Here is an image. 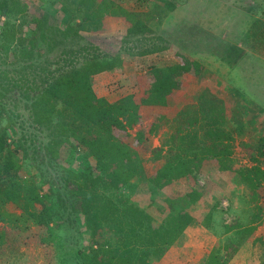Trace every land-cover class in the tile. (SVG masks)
Returning <instances> with one entry per match:
<instances>
[{"label": "rangeland", "instance_id": "1", "mask_svg": "<svg viewBox=\"0 0 264 264\" xmlns=\"http://www.w3.org/2000/svg\"><path fill=\"white\" fill-rule=\"evenodd\" d=\"M12 1L17 4H11ZM114 1L120 5L122 0ZM176 1L181 3L180 6L188 5V13L186 9L180 15L172 12L176 4L170 0H148L144 10L141 9L142 6L134 7L141 19L152 24V31L147 36L127 34L124 27L126 20L122 16L109 14L102 17V27L98 31H80L77 36L73 33L71 25L79 22L78 14H82L86 6L80 0H10L9 7L14 15L11 20L19 28L17 29L24 39V44L34 29L33 20H40L43 16L47 18L49 28L54 34L65 36H58L59 39L54 37L51 47H47L41 56L34 52V63L40 65L41 69H32V58L30 60L18 55L7 58L8 61L14 60L13 67H8V77L17 86L3 97L5 108L9 112L1 115L0 120L12 126L8 140L11 146H19L17 153L22 154L21 176L38 186L53 218L47 224H39L14 203L5 202L0 208V264H80V252L89 249L90 237L83 231L82 220L77 221L71 213L66 214L62 178L71 171L92 165L93 160L84 148H72L61 142L52 143L48 131L35 126L26 107V100L19 95V87L33 88L36 73V80L47 74L42 68H47L53 59L60 61L56 68L61 69L70 64L69 61H61L64 56L62 51L67 57L75 56L73 62L82 56L93 55L113 56L121 60L118 67L107 69L105 74L108 76L105 75L102 79H94V76L92 78V89L97 96V85L100 84L106 91L115 93L117 99L130 93L142 95L149 82V68L178 62L180 53L204 65L203 70L197 74L183 72L179 75L181 85L173 90L169 104L139 105L143 118L141 117L138 124L129 126L128 132L129 141L143 160L145 177L152 176L159 167L158 162L150 160L152 149L160 146L170 135V118L184 105L197 104L198 101L192 97H197L196 95L207 90L224 102L226 124L233 127L232 157L237 160L235 166L251 164L248 160L251 148L247 145L252 148L253 145L248 141L250 137H255L256 140L258 135L264 136V0ZM163 11L170 13L166 15ZM6 18L7 15L0 14V31L4 26L8 28L3 23ZM164 18H169L167 23ZM179 18H185L182 21L185 26L192 25L194 28L195 25L198 30L191 28L188 35L178 32L176 23ZM13 45L14 43L9 46L10 50L14 49ZM3 46L4 39L0 36V60L8 52ZM150 46L157 48L153 52L142 54V51ZM123 59L125 63L122 62ZM142 85L145 86L142 88ZM237 119L244 123L246 134L240 135L234 130L238 125ZM157 124L159 126L156 128ZM142 125L145 134L142 141L137 142L136 132ZM17 141L21 142V145ZM215 166L217 167V162L212 159L203 161L193 177L173 181L164 186V196L158 195L150 181L143 179L142 175L134 178L132 185L123 188V192L131 203L145 209L157 221H161L168 214L175 202L188 203L186 194L192 193L194 199L186 207L193 217L201 216L207 205L213 202L212 199L218 197L219 202L215 209L211 210L213 217L208 223L216 237L217 244L213 251L225 263L230 259V250L238 246V252H241L234 263L251 264L252 248L261 237L264 239V216L254 223L255 228L238 245L241 239L236 235L245 233L247 225L243 223L251 217L252 207L249 203L252 198L248 197L245 202V194L241 191L240 199H237L233 185L212 182L208 171L213 170ZM212 173L214 176L215 172ZM246 190L250 193L249 188H243V191ZM165 196L173 197V203H168ZM259 196L258 203L261 202L264 209V188L260 189ZM200 198L201 203L198 204ZM40 207L36 206L37 209ZM239 222L243 225L224 232L225 225H238ZM199 235L194 233L195 238L192 239L199 241ZM179 256L191 258L190 254L183 251H180ZM151 264L165 262L159 258Z\"/></svg>", "mask_w": 264, "mask_h": 264}, {"label": "trees", "instance_id": "2", "mask_svg": "<svg viewBox=\"0 0 264 264\" xmlns=\"http://www.w3.org/2000/svg\"><path fill=\"white\" fill-rule=\"evenodd\" d=\"M80 1L86 6L82 14H78L79 22L71 25L77 36L80 31H98L102 27V17L107 14L122 16L128 24L127 34L146 36V33L152 31L135 10H127L113 0ZM9 2L10 0H0V14L8 16L3 22L8 28L3 25L4 28L0 31V36L4 39L2 48L8 51L0 60V119L1 115L9 112L5 108L3 97L17 86L8 77V67H13L14 60L8 61L7 58L13 55L28 57L30 60L32 58V69H41L40 65L34 63V52L41 56L47 47H51L54 37L59 39L60 36H65L54 34L47 18L43 16L40 20H33L34 29L24 44L19 28L11 20L14 15ZM11 4L17 2L12 1ZM191 28L198 30L195 25L194 28L192 25H184L178 27V32L188 35ZM13 43L14 49L10 50L9 46ZM156 48L150 46L142 54L153 52ZM62 53L64 56L61 61H69L70 64L61 69L56 68L60 61L53 59L47 68H42L47 74L36 80V73L33 88L19 87V95L26 100V107L35 126L48 131L52 143L61 142L72 148H84L93 160L92 165L71 171L62 178L66 214L71 213L75 220L81 219L83 231L90 237L88 251L80 252V264H151L161 258L184 228L194 222V217L186 209L194 201L192 193L185 196L188 203L175 202L168 214L157 221L145 209L131 203L123 188L131 186L132 180L142 175L143 179L150 181L158 195L164 196V186L193 177L203 161L210 159L217 162L219 170L235 172L239 182L245 183L250 189L249 197L252 201L249 204L252 213L243 223L247 225L245 233L236 235L241 239L238 243L240 245L255 228L254 223L264 216L262 203H258L260 189L264 188V136L258 135L256 140L255 137H250L248 143H252L253 148L247 146L251 148L248 156L251 164H237L236 167L237 160L232 157L233 127L226 124L224 102L207 90L192 97L198 101L197 104L184 105L170 118V135L160 146L152 149L150 160L159 163L152 176L145 177L143 160L129 141V126L141 121L139 105L169 104L173 90L181 85L179 75L183 72L197 74L203 70L204 65L180 53L178 62L149 68V82L147 86L142 85V88L145 86L142 95L130 93L109 102L95 94L92 78L96 73L118 67L121 60L113 56L93 55L82 56L73 62L75 56L67 57L66 53ZM236 122L238 125L234 130L240 135L246 134L244 123L238 119ZM158 126L157 124L156 128ZM11 127V124H4L0 120V208L5 202H12L37 223L47 224L53 218L52 212L45 205L38 186L21 176L22 154L17 153L19 146H11L8 140ZM143 129V125L137 129V142H141L144 137ZM148 131L151 133L150 129ZM165 198L168 203H173V197ZM218 202L214 203L211 210L215 209ZM37 205L41 207L37 209ZM211 210L201 217L202 225L208 226L213 217ZM243 224L239 222L238 225H225L224 232ZM237 247L230 250L229 257ZM225 263L214 251L207 262Z\"/></svg>", "mask_w": 264, "mask_h": 264}, {"label": "crops", "instance_id": "3", "mask_svg": "<svg viewBox=\"0 0 264 264\" xmlns=\"http://www.w3.org/2000/svg\"><path fill=\"white\" fill-rule=\"evenodd\" d=\"M122 1H121L122 3L119 2V4L122 7H124L125 9L130 10V11H134L135 10L134 7H141V6H142L141 9L144 10V9H146L145 7L147 6V3H148V0L147 1L146 0H142V1L141 0H122ZM160 1L163 2V0H160ZM170 2L176 4L175 10H173L172 12H175V13L180 15L186 9V12L188 13V10H187L188 5L187 6H180L181 3L177 2L176 0H170ZM150 4L151 3H149V5ZM198 4L196 3V5H198ZM177 5H179V6L177 7ZM194 11H197V9H194ZM204 11H205V9H204ZM163 13L168 15L170 13V11H163ZM164 19H165V23H167V20L169 18H164ZM184 19L185 18H179L177 20L178 23H176V25L178 27L184 26V24L182 22ZM147 25L152 30V24L150 22H148ZM127 26H128V24L126 22H124L125 30H126ZM147 34H150V33H146L145 35L147 36ZM122 62L125 63L126 61L123 59ZM106 72H107V70L96 73L94 75V79L95 78L96 79H102L105 75H107V74H105ZM100 82L101 81H99V83ZM101 84H103V83L101 82ZM97 87H98L97 89H98V93H99V94L97 93L98 96L103 97L110 102L115 101L118 98V96H116L115 93L108 92L102 86L100 87V84L97 85ZM154 145H155V143H154ZM212 172H215L214 176L212 175L213 174ZM208 174H210V176L212 177V178H210V180L212 182L216 181L220 185L221 184L222 185H227V184L233 185L234 186L233 190L236 191V195H238L237 199H240L239 193L241 191L244 192L245 195L243 196V193H242L241 196H243V199H246L244 201L247 202L248 197H249L248 196L249 193H248V190L243 191V188L246 189L248 187L245 185V183L239 182V180H238L239 177L236 175L235 172H233V171L229 172V170H224V171L222 170L221 171L215 166V168H213V170L210 169V171H208ZM218 199H219L218 197L213 198L212 199L213 202H211L210 204L207 205L208 207H206V209L202 213V215L201 216L195 215L194 216V222L190 223L189 225H187L184 228L183 232L179 235V237L176 239V241L169 247V249L161 257L164 260L165 264H207L208 259L211 255V253L213 252V250L215 249L217 243H216V237H215L214 233L211 231L212 230L211 227L202 225L200 223V219L209 210H211L212 207H214V203L216 201H219ZM200 203H201V198L199 199L198 204H200ZM194 233L200 234L197 237V238H200L199 241L192 239V238H195L193 236ZM258 243H259V245H258ZM204 245H206L207 247H204ZM259 246H261V248H259ZM262 246H263V248H262ZM238 249L233 253V255L230 257V259L228 261H226L227 262L226 264H241V263H234L235 258L241 252V251L238 252ZM180 251H183V253H185V254L186 253L190 254L191 258L185 259L184 257L179 256ZM252 253H253V255L250 258V260H252L251 264H264V239H262V237L259 240V242L255 243L254 247L252 248ZM233 257H234V259H233ZM231 259H233V260L231 261ZM244 264H246V263H244Z\"/></svg>", "mask_w": 264, "mask_h": 264}]
</instances>
